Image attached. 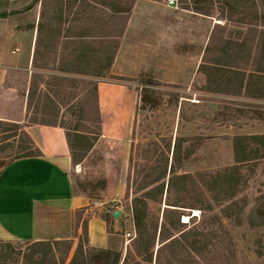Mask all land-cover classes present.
<instances>
[{
    "label": "rangeland",
    "instance_id": "1",
    "mask_svg": "<svg viewBox=\"0 0 264 264\" xmlns=\"http://www.w3.org/2000/svg\"><path fill=\"white\" fill-rule=\"evenodd\" d=\"M48 3L52 2L48 0ZM178 11L177 7L171 9L169 20L176 19ZM3 12L8 13L9 19L0 21V40L2 32H8L11 37L23 30L34 31L39 4L37 0H0V13ZM194 18H182L183 25L177 41L182 39L183 45L179 48L185 57L193 56L195 66V59L202 57L206 47L212 22L201 17ZM233 24L232 28L237 26ZM8 26L11 28L9 31ZM205 26L206 31H203ZM195 27L200 29L196 38L192 34ZM21 45L25 51L29 45L27 39ZM211 68L204 73L194 70L192 76L190 73L188 78L178 79L177 84L143 75L104 80L129 85L132 93L128 109L115 104L121 100V94L103 91L102 100L106 109L103 108L102 134L93 137L92 149L73 172L77 192L90 200L91 205L87 208H93L91 212L82 211L80 223L92 217L119 213L112 222V233L115 235L106 240L113 246L109 250L120 252L122 260L128 250H133L132 239L135 237L131 205L135 195L133 187L128 194L127 184L130 172L136 177L143 170L161 166L165 156H169L171 161L175 142L183 139L178 175L186 177L178 179L168 191L165 190L163 196L149 202L148 221L151 226L158 224L159 230L161 224L166 222L172 233L177 234L178 230L173 229V224L180 217V222L186 223L180 227L182 232L200 234L199 237L192 235L190 238L193 244H197L198 250H187L185 242L177 244L172 249L161 251L160 263L264 264V158L240 169L241 175L235 177L238 179L234 197L237 204L230 209H227L230 201L226 194L229 189H222L223 182L218 179L225 169L234 164V137L264 135V108L251 109L252 113H248L250 109L244 105L264 106V100L206 92L205 86L214 89L218 87L216 82L220 81L223 83L222 89H229L231 78L235 76L232 70ZM29 77V67L8 69L7 86L0 88L1 121L22 118L29 123L54 120L48 110L44 112L38 107L47 104L43 93L36 92L31 110L25 111ZM208 77L212 81L210 84ZM83 81L46 79L43 82L45 86L51 84L56 88L61 83L59 87L73 86L71 88L75 89L78 103L74 108L63 107L58 117L59 122L65 121L72 129L79 124L81 103L85 104L87 110L94 104L92 100L86 102L92 96L93 87L86 85V80ZM61 98L67 99L69 96L63 94ZM80 126H87L93 134L97 133V125L92 122H84ZM4 137L3 128L0 127V172L13 159L20 145V137L10 141H5ZM82 235L81 228L79 237ZM77 244L76 239L75 246ZM160 246L157 240L155 253ZM35 250L25 243L14 242L12 248L0 245V264H36L34 261L38 262L40 256L36 255L33 261L32 253ZM172 253L178 254L179 258H172ZM73 254L67 256L66 245L61 244L53 254H47L41 264H69ZM3 256H6L5 259H2ZM99 256L100 252L92 250L90 257ZM112 260L113 257H109L107 262L110 264ZM94 264L107 263L95 258Z\"/></svg>",
    "mask_w": 264,
    "mask_h": 264
},
{
    "label": "crops",
    "instance_id": "2",
    "mask_svg": "<svg viewBox=\"0 0 264 264\" xmlns=\"http://www.w3.org/2000/svg\"><path fill=\"white\" fill-rule=\"evenodd\" d=\"M50 1L52 3H48L42 18V0H39L34 31L23 30L11 37L8 32L1 33L0 88L7 86L8 69L29 67L25 111L32 107L28 109L30 90L39 94H75V89L71 88L73 86H45L44 80H86V85L97 83L102 120L105 114L103 108L106 109L102 100L103 91L121 94V100L115 104L127 109L132 93L128 84L119 81L117 84L107 83L104 80L143 75L177 84L178 79L188 78L190 73L192 76L194 70L201 72L199 69L203 64L204 52L216 26L239 30L241 44L250 29L243 24L232 28L233 23L221 17L227 11L222 9L217 0H178L176 6H170L168 0H109L114 8L119 9L116 11H120L121 7L122 11H126L133 4L129 16L124 13L114 15L111 8L103 7L102 0H77L75 3L64 0L63 13L60 16L55 14L53 1ZM175 7L179 9L177 18L169 20L170 10ZM105 10L109 14H105ZM185 17H190L191 20L201 17L212 22L210 27L207 22L209 36L202 57L195 59V66L193 56L185 57L179 48L183 45L182 39L177 41L183 25L182 18ZM109 18L112 20L111 27L115 35L105 39L103 31L107 26L104 27V19ZM8 19L7 15L6 18H0V21ZM40 22L43 23L41 31ZM260 29L259 25L251 29L250 36H254L253 30L256 31L254 39L250 37L251 45H257V31ZM7 30L11 28L8 26ZM194 30L195 33L193 31L192 34L196 38L200 29L195 27ZM202 30L206 31V26ZM24 39L29 44L25 51L21 45ZM212 57L210 55V59ZM211 66L208 64L209 69ZM11 122L27 124L25 131L42 154L11 160L0 172V243L12 245L15 242L30 246L40 242L73 240L70 254L74 253L75 240H78L81 231V227L77 229L76 226L77 212H91L93 208H87L91 205L90 200L77 192L73 172L75 166L65 130L51 122H25V118ZM87 230L90 247H113L106 239L115 234L107 232V225L101 217L89 219ZM116 230L115 228L114 231Z\"/></svg>",
    "mask_w": 264,
    "mask_h": 264
},
{
    "label": "trees",
    "instance_id": "3",
    "mask_svg": "<svg viewBox=\"0 0 264 264\" xmlns=\"http://www.w3.org/2000/svg\"><path fill=\"white\" fill-rule=\"evenodd\" d=\"M54 5V10L56 15L62 16L64 8V0H52ZM73 3L77 0H72ZM82 1H93V0H82ZM101 1V0H98ZM194 1V0H193ZM197 1V0H196ZM39 0H37V3ZM103 7H109L112 13H124L125 16H129L132 5L128 7L126 11H120L116 7L114 8L110 4L109 0H102ZM222 6V9L227 11V14H221V17L229 22L248 25L250 27L249 31L244 35V41L240 43V31L239 30H227L226 27L216 26L208 46L205 49L203 56V64L200 66L201 72H206L209 69L208 64H211V69H224L232 70L234 79L231 78L229 89H222L223 83L216 82L217 88L212 89L210 86H205V91L209 93L222 94L231 97H243L248 100H264V0H217ZM48 7V0H42V18L44 17V12ZM105 14H109L105 10ZM111 14V13H110ZM7 13H0V18H6ZM57 17V16H56ZM99 24V23H98ZM112 20L104 19V31L103 37L105 39L112 38L115 34L112 31ZM255 25L261 27L258 30V43L257 45L250 44V37L254 39L255 30H253V35L250 36L251 29H254ZM43 28V23H39V31ZM210 55L213 56L210 59ZM241 58L243 63H241ZM256 60L257 63H256ZM208 67V68H206ZM209 78V79H208ZM207 78L208 84L212 83L210 77ZM60 85V84H58ZM93 87L92 96H89L86 102L92 100L94 103L91 108L85 109L83 103L79 106V124H77L73 129L68 127L65 121L59 122L58 117L62 111L63 107L71 108L78 103V98L73 94H67L69 98H61L59 93L44 94L47 104H42L38 106L44 112L48 110V114L54 117V120L47 121L42 120L38 122L37 120L31 123H53L63 128L66 133L67 141L71 151V157L73 165L76 166L86 158L87 153L92 149L94 145V138L99 137L102 134V120L99 109L97 83H90ZM35 92L30 90L28 95V109L32 105ZM88 104V103H87ZM246 108L250 109L247 112L252 113L251 109L264 108V106H258L255 104H244ZM91 110V111H90ZM53 111V112H50ZM92 122L97 125V133L93 134L87 126L81 128V123ZM27 124H20L18 122L11 121H1L0 127L3 128L4 140L10 141L11 139H16L20 137V145L17 147V152L12 160L26 158V157H37L41 156V151L35 145L34 141L25 131V126ZM94 137V138H93ZM183 139L175 142L173 147V154L171 161L169 156H165V160L161 166L150 167L147 170H143L138 173V175L132 176L131 172L127 179L128 184V194L131 187H133V194L135 195L132 199V220L135 229V237L132 239L133 250H128L125 258L122 260V254L120 252H114L109 249H95L89 246L88 241V230L87 224L88 220L82 219V211L77 212L76 226L82 228L83 235L79 237L78 244L72 256L69 264H94L95 258H99L100 261L107 262L109 257H113L110 264H161L160 256L161 251L165 249H172L177 244L186 243L188 247L187 250H198L197 244H193L190 240L192 235L199 237V233L193 234L195 232H182L181 226H185L186 223L180 222V217H177L176 222L173 224L177 229L178 233L173 234L171 228L167 227V223L161 224V229L159 230L158 224L151 226L148 221V209L149 202L157 200V197L163 196L165 190L167 191L175 184V182L183 177L184 175H178V160L182 148ZM10 143V142H7ZM11 144H7L10 146ZM256 145L255 148L252 146ZM169 150L171 149V143L168 145ZM233 153H234V164L225 169L222 174L218 176V179L223 183L222 189L228 187L226 194L227 199L230 204L227 209L232 208L237 204L234 200L235 190L238 187V177L241 175L240 169L244 165L251 163H256L258 160L264 158V135L254 134L250 136H236L233 138ZM177 211V209H174ZM115 214V213H114ZM114 214H104L102 215L103 221L107 225L108 232L112 233V222L114 221ZM159 241L160 247L157 248L155 253L156 242ZM64 244L66 245V254L69 256L70 251L73 247V240L69 241H53V242H40L30 245L36 250L32 253V259L36 255L40 256L38 262L34 261L36 264H41V261L47 257V254H53L56 248ZM7 248H12L9 243H0ZM189 248V249H188ZM200 249V248H199ZM93 251L101 253L99 257H90ZM6 257V256H5ZM5 257L3 256L2 259ZM172 258L178 259L179 255L172 253ZM141 259V260H140ZM173 262L169 261V264Z\"/></svg>",
    "mask_w": 264,
    "mask_h": 264
},
{
    "label": "built area",
    "instance_id": "4",
    "mask_svg": "<svg viewBox=\"0 0 264 264\" xmlns=\"http://www.w3.org/2000/svg\"><path fill=\"white\" fill-rule=\"evenodd\" d=\"M178 3V0H168V4L170 6H176ZM2 67L1 60H0V68Z\"/></svg>",
    "mask_w": 264,
    "mask_h": 264
},
{
    "label": "water",
    "instance_id": "5",
    "mask_svg": "<svg viewBox=\"0 0 264 264\" xmlns=\"http://www.w3.org/2000/svg\"><path fill=\"white\" fill-rule=\"evenodd\" d=\"M118 215H119V213L118 212H115L114 216L117 217Z\"/></svg>",
    "mask_w": 264,
    "mask_h": 264
}]
</instances>
